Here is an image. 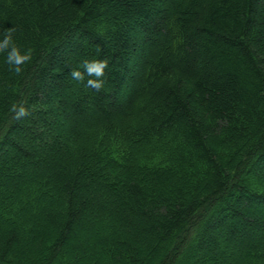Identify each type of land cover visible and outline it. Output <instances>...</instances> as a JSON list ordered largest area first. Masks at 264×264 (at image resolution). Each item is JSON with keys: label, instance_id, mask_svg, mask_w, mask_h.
<instances>
[{"label": "trees", "instance_id": "obj_1", "mask_svg": "<svg viewBox=\"0 0 264 264\" xmlns=\"http://www.w3.org/2000/svg\"><path fill=\"white\" fill-rule=\"evenodd\" d=\"M252 236L264 0H0V264H264Z\"/></svg>", "mask_w": 264, "mask_h": 264}, {"label": "clouds", "instance_id": "obj_2", "mask_svg": "<svg viewBox=\"0 0 264 264\" xmlns=\"http://www.w3.org/2000/svg\"><path fill=\"white\" fill-rule=\"evenodd\" d=\"M8 43V38L5 39V46ZM13 51H15V49H13ZM11 59V57H10ZM28 59L27 56L25 57H20L18 58L15 63L16 64H20L23 63L24 60ZM107 66V61H92L89 62L88 60H84L82 62L81 67H83L86 72L87 75L89 76H95L97 79L96 80H88V86L93 87L94 89H96L97 91H99L102 87H103V80H101L100 78L103 76V70L104 68ZM17 71H19V69H17ZM70 75L74 78V79H78V80H82L83 79V74L78 71V70H73ZM27 113L25 112V110L23 108L20 109L18 116H24Z\"/></svg>", "mask_w": 264, "mask_h": 264}, {"label": "rangeland", "instance_id": "obj_3", "mask_svg": "<svg viewBox=\"0 0 264 264\" xmlns=\"http://www.w3.org/2000/svg\"><path fill=\"white\" fill-rule=\"evenodd\" d=\"M73 92H76V90L74 91V89H69V94H72ZM36 114L35 113H31V114H29V115H27V119H31L32 117H34ZM72 121H77L76 119L75 120H73L72 118H68V123H66V125H64V124H62L61 122H60V120H58V119H56V120H54L53 121V128H54V130H56V132L57 133H60V132H63V129H65V128H69L70 129V127L72 126ZM18 124L21 126V127H23L24 125L26 126V125H28V123H25V121H18ZM41 133L40 131H38V130H33V133ZM21 133H23L22 131H21ZM24 137V136H23ZM55 137H57V135H55ZM16 142L18 143V144H21L22 142H20V141H18L17 139H16ZM26 147H29L28 146V144H27V146ZM6 149H8V148H6ZM31 149V148H30ZM33 149V148H32ZM8 150H10V149H8ZM255 171L256 172H260L261 171V168H259V167H255ZM26 172H28V171H25V173ZM255 217H259L257 214H255L254 215ZM238 227H239V229H243V225L241 224V223H239L238 222ZM79 235H81V236H83L84 234L82 233V232H79ZM252 238L253 239H255L256 240V242H263V240H264V237H255V236H252ZM251 239V238H250ZM236 241H238L239 243L241 242L240 241V237L239 236H237V238H236ZM249 242V241H248ZM248 244V243H247ZM190 251H192V250H190ZM220 251H221V253H223V250L222 249H220ZM188 256H187V258L185 259V263L186 264H194V255L193 254H191V253H189V254H187Z\"/></svg>", "mask_w": 264, "mask_h": 264}]
</instances>
